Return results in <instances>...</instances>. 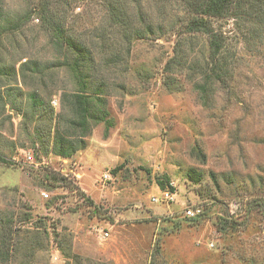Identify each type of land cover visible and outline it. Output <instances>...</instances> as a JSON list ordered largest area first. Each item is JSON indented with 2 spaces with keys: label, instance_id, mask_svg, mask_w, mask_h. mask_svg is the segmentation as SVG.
I'll return each mask as SVG.
<instances>
[{
  "label": "rangeland",
  "instance_id": "1",
  "mask_svg": "<svg viewBox=\"0 0 264 264\" xmlns=\"http://www.w3.org/2000/svg\"><path fill=\"white\" fill-rule=\"evenodd\" d=\"M141 1V7L124 1L131 30L107 23L108 51L120 59L111 80L124 88L119 93L109 83L114 125L107 137L97 125L72 158L35 161L29 149H19V117L8 112L12 123L0 124V157L7 162H0V251L8 258L0 264H73L60 251L68 244L82 264H264V33L245 43V28L211 21L225 37L226 61L236 65L228 85L212 86L203 104L190 70L171 75L168 90L164 67L179 42H193L182 50L199 66L206 39L179 35L186 18L179 2ZM22 8V0H3L5 14ZM105 9L100 0H72L67 26L78 35L101 28ZM140 12L153 34H137ZM37 24L24 27L17 47L6 41L7 65L23 56L43 64L58 58ZM194 148L204 153V164ZM44 167L65 183L53 191L40 187ZM190 169L199 181L187 178ZM166 178L171 202L162 199L168 188L157 185ZM189 209L199 214L187 217ZM221 219L234 227L220 230ZM34 240L38 245L31 247Z\"/></svg>",
  "mask_w": 264,
  "mask_h": 264
},
{
  "label": "trees",
  "instance_id": "2",
  "mask_svg": "<svg viewBox=\"0 0 264 264\" xmlns=\"http://www.w3.org/2000/svg\"><path fill=\"white\" fill-rule=\"evenodd\" d=\"M71 1L22 0L20 13L8 15L3 11V0H0V124L12 123L11 115L6 114L8 112L19 117V149H29L35 161L49 156L64 160L72 158L85 150L86 138L97 125L104 126V137H107L114 125L108 110V96L111 88L118 92L119 89L124 90L123 86L115 85L111 80V68L117 67L120 59L118 52L108 51L106 28L108 23L122 26L127 31L132 29V25L124 20L125 0H100L106 6V25L101 28L87 26L88 31L84 30L81 35L67 26V10ZM133 1V4L141 7V0ZM165 1H177L183 8L186 18L179 25V35H184L185 40L190 41L201 36L207 43V55L203 63L196 66L189 62L191 55H184L182 50V46L191 47L193 42H179L175 49L176 56L169 59L164 67L167 75L165 86L171 90V75H181L190 70L192 78L189 82L198 90L202 103L207 104L212 86H227L236 65L234 61H226L223 54L225 37L214 31L211 21H233L239 31L240 26L245 28L243 34H246H242L245 43L256 42L264 33V0ZM32 20L37 21L48 46L58 58L43 64L36 58L23 56L9 61L7 65L6 41L17 47V39L24 38V27ZM138 21L141 29L137 30V34H153L152 24L147 22L141 12ZM55 82L58 84L55 85ZM109 83H112L111 88ZM58 94V110H55L52 98ZM2 137L0 134V139ZM5 140L9 141L7 138ZM192 153L200 164L205 163V155L199 148H194ZM0 162L7 163L3 157H0ZM199 177L200 174L193 169L187 173L191 181L197 182ZM64 181L63 176L44 167L39 185L47 191H53ZM157 185L160 190L168 188L174 193L167 178L165 182L158 180ZM219 225L222 231L234 227L225 219H221ZM43 233H46V229ZM33 244L38 245V241L34 240L31 247ZM24 246L27 249L29 247L28 243H24ZM60 251L64 258L73 259V264H82L79 257L71 254L69 244L61 247ZM6 257V253L0 251V258L6 261Z\"/></svg>",
  "mask_w": 264,
  "mask_h": 264
},
{
  "label": "built area",
  "instance_id": "3",
  "mask_svg": "<svg viewBox=\"0 0 264 264\" xmlns=\"http://www.w3.org/2000/svg\"><path fill=\"white\" fill-rule=\"evenodd\" d=\"M26 159H27L28 161H31V160H32V156H31L30 154H27ZM105 178L108 179L109 176L106 175ZM43 196H44L45 198L48 197L47 194H43ZM173 196H174V195H173L172 193H170V192H164V193L162 194V199H163L164 201H166V202H171V201L173 200ZM153 201H157V200H156L155 198H153ZM185 213H186L187 217L192 218V217H195V215H196L195 213L199 214V211L197 210L196 212H194V210L189 209V210H187ZM103 236H104V237H108V234H107V233H104Z\"/></svg>",
  "mask_w": 264,
  "mask_h": 264
}]
</instances>
